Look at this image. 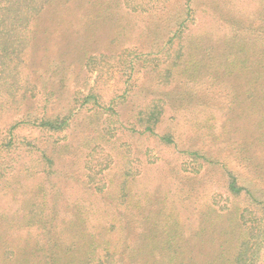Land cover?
Here are the masks:
<instances>
[{
	"label": "rangeland",
	"instance_id": "1",
	"mask_svg": "<svg viewBox=\"0 0 264 264\" xmlns=\"http://www.w3.org/2000/svg\"><path fill=\"white\" fill-rule=\"evenodd\" d=\"M187 1L50 0L34 17L16 76L38 88L0 96V264L39 250L54 202L62 249L100 238L119 214L130 223L119 250L160 256L141 245L174 228L180 251L206 257L249 203L229 190L223 162L264 190L263 112L230 66L244 45L259 51L264 0H193L184 40L170 45ZM152 108L163 112L156 134L145 130ZM45 116H69L68 126L40 127ZM197 149L216 162L199 168ZM113 232L114 242L126 233Z\"/></svg>",
	"mask_w": 264,
	"mask_h": 264
},
{
	"label": "trees",
	"instance_id": "2",
	"mask_svg": "<svg viewBox=\"0 0 264 264\" xmlns=\"http://www.w3.org/2000/svg\"><path fill=\"white\" fill-rule=\"evenodd\" d=\"M48 1L50 0H0V7L4 6L0 9L2 10V12L0 11V96H16L20 92H25L21 89L26 88V85H30L32 92L38 88L37 84L32 83L31 79L23 77L17 79L16 74L20 73V66L25 62L24 56L29 46L27 33L30 31L31 22ZM192 1H187L186 11L182 14L184 16L178 19L177 30L168 38V44L173 45L176 39L184 40L183 34L186 30L184 25L188 19H193L196 13ZM238 22L239 20L236 21V24ZM257 34L261 38L259 51L251 55L252 52H247L246 45H244L240 49V54L245 53L248 56L242 58L238 54L237 64L230 66L233 67V70H239L240 74L248 75L245 77L246 81L249 82L247 93L254 96L255 106L263 112L260 121L262 131L259 139L264 144V31ZM254 40L257 41V39ZM255 55L257 56L256 59L254 58ZM91 60L87 64L90 65ZM86 100L88 101V99ZM95 102L98 103L97 100ZM70 111L72 110L70 109ZM162 113L157 108L150 109L148 123L145 127L147 132L156 134L155 126L159 123ZM68 123L69 116H64V118L45 116L40 119L38 125L57 131L68 126ZM162 139L167 143L174 142L171 135H164ZM192 155L199 168L204 164L201 159L206 162H216L214 157L212 158L207 152L198 149ZM243 157L248 156L243 154ZM222 165L225 167L229 180V190L235 195L245 193L249 203L242 209L238 217L236 216L237 221L234 224L232 222L227 231H222L226 235V239L220 243L218 250L208 253L206 257H203V255L196 256L193 252L180 251L183 242L174 235V228L169 232L171 235L161 241L162 244L149 242L147 238L144 239L141 247L145 246L148 249L162 247L165 249L160 256L156 254L149 256L141 249L119 250L120 246H124L130 232V223L126 221L127 218L119 219V214L116 215V223L112 220L105 223V226L102 225L100 238L94 235V239L83 243L71 241L66 244L67 249L66 247L62 249L63 245L60 239H57L54 235L57 226L55 218L60 210L58 202H54L52 212L47 215L46 220L41 224V227L45 230L46 241L40 242L39 250H33L30 256H23V264H264V190L256 189L252 184L246 183L245 178L239 172L229 169L226 162H223ZM254 167L255 173L260 175L259 167ZM199 168L196 167L194 170H199ZM260 176L263 177V174ZM235 213L237 212H233V215ZM229 217H231L230 214ZM120 221H122V224ZM82 223L84 224V221ZM115 224L116 228L120 227V230L126 233L114 242V237L111 234H114ZM148 230L151 231V229ZM83 233L88 234L86 231ZM202 233L203 231L200 230V233L194 238L195 247L205 242ZM198 236H201V238L196 239ZM77 249L82 251L78 252ZM5 263L6 261L3 262V264Z\"/></svg>",
	"mask_w": 264,
	"mask_h": 264
}]
</instances>
